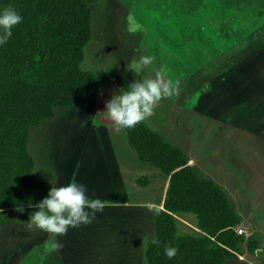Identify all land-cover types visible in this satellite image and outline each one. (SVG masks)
<instances>
[{
  "label": "rangeland",
  "instance_id": "374dc122",
  "mask_svg": "<svg viewBox=\"0 0 264 264\" xmlns=\"http://www.w3.org/2000/svg\"><path fill=\"white\" fill-rule=\"evenodd\" d=\"M90 10L92 40L85 48L82 70L100 79L93 91L99 112L117 94L115 76L130 83L139 79L127 66L141 54L151 55L153 64L140 75L163 71L174 82L175 92L162 97L143 122L182 150L199 177L227 192L241 219L237 231H242L244 243L254 238L262 244L264 141L255 134L264 98V0H99ZM129 15L142 26L135 34L126 31ZM106 75L112 79L103 80ZM65 110L69 109L57 113ZM94 123L99 121L94 118ZM112 126L118 132L117 148L124 144L135 158L126 128ZM120 155L126 161L125 151L121 149ZM147 175L149 184H136L134 195L155 202L165 192L168 178L146 166L134 179ZM33 211L35 207L4 213L0 264H52L48 236L27 228ZM177 219L181 234H197L193 217ZM261 255H254L256 262Z\"/></svg>",
  "mask_w": 264,
  "mask_h": 264
},
{
  "label": "trees",
  "instance_id": "16d2710c",
  "mask_svg": "<svg viewBox=\"0 0 264 264\" xmlns=\"http://www.w3.org/2000/svg\"><path fill=\"white\" fill-rule=\"evenodd\" d=\"M98 1L0 0V8L12 7L23 17L0 46V220L18 206L34 207L49 190L33 174L30 130L51 119L56 108L83 103L100 83L96 74L82 70L92 40L90 8ZM115 79L117 93L130 85L123 76ZM126 134L139 161L168 178L163 207L155 217L158 243L145 244L146 264H228L245 252L259 251L260 242L253 238L245 244L237 233L241 219L227 192L199 177L182 150L143 121L126 128ZM138 184L147 186L149 178ZM180 216L196 220L197 234L179 232ZM165 245L178 249L176 257L164 255Z\"/></svg>",
  "mask_w": 264,
  "mask_h": 264
},
{
  "label": "crops",
  "instance_id": "0c3cea01",
  "mask_svg": "<svg viewBox=\"0 0 264 264\" xmlns=\"http://www.w3.org/2000/svg\"><path fill=\"white\" fill-rule=\"evenodd\" d=\"M94 90L81 104L56 108L51 119L29 132L28 152L33 158L37 180L48 183L47 174H51L56 186L83 182L88 185L90 197L105 202L104 211H97L91 224L70 227L65 235L55 236L50 243L51 235L43 232L48 236L45 240L48 255L52 264H146L145 244L153 237L156 239L155 217L163 207L168 183L155 202L135 198L139 181L134 179L135 174L146 165L130 146L135 158L130 151L126 152L124 144L117 148L118 132L112 124L94 123V116L100 113ZM59 109L69 110L57 113ZM258 120L255 135L263 143L264 98L259 103ZM121 149L125 151L126 161L120 155ZM145 177L150 179L149 175ZM53 243L60 247L53 249ZM261 248L256 253L262 254L257 262L254 255L250 260L247 257L250 254L245 252L228 264H264V239Z\"/></svg>",
  "mask_w": 264,
  "mask_h": 264
},
{
  "label": "clouds",
  "instance_id": "9594fccd",
  "mask_svg": "<svg viewBox=\"0 0 264 264\" xmlns=\"http://www.w3.org/2000/svg\"><path fill=\"white\" fill-rule=\"evenodd\" d=\"M23 17L12 7L0 8V46L7 43L12 36V29L22 22ZM142 28L134 16L126 17V31L135 34ZM151 55H139L128 66V72H134L139 79H134L130 85L120 90L106 102V110L98 113L96 118L100 123L112 124L123 128H133L153 114L154 106L162 99L175 92L174 82L166 78L163 71L154 76L140 75L153 64ZM50 185L47 195L37 202L28 218L27 228L35 229L55 236L65 235L69 228L79 227L82 224H91L97 211H104L105 202L89 195L86 183L71 181L65 185L56 186L53 175L47 174ZM29 207H33L29 203ZM24 212L23 206L15 209ZM148 238H145L147 240ZM157 244L153 237L150 241ZM144 243V241H143ZM53 249L60 247L58 243L51 245ZM178 249L165 245L164 255L168 259L176 257Z\"/></svg>",
  "mask_w": 264,
  "mask_h": 264
},
{
  "label": "built area",
  "instance_id": "2783aa9c",
  "mask_svg": "<svg viewBox=\"0 0 264 264\" xmlns=\"http://www.w3.org/2000/svg\"><path fill=\"white\" fill-rule=\"evenodd\" d=\"M237 233H238L240 236H242V234H243L242 231H241V232H238V231H237Z\"/></svg>",
  "mask_w": 264,
  "mask_h": 264
}]
</instances>
